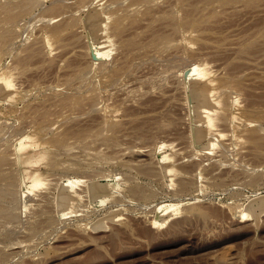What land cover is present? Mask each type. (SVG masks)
<instances>
[{
  "label": "rangeland",
  "instance_id": "obj_1",
  "mask_svg": "<svg viewBox=\"0 0 264 264\" xmlns=\"http://www.w3.org/2000/svg\"><path fill=\"white\" fill-rule=\"evenodd\" d=\"M15 1L6 2L40 4ZM42 1L31 11L24 4L11 6L26 11L20 16L25 21L15 15L14 23L9 3L0 2L4 12L9 9L8 13L0 9L3 19L11 12L9 21L0 19V25L14 24L8 31L18 30L11 36L1 27L2 38L19 33L13 37L16 43L11 37L7 39L11 42L0 38V73H13L16 88L15 96L0 102V126L11 130L1 126L5 138L0 135L14 145L7 149L9 141L0 139L5 142L0 148L6 146L0 157L7 150L6 154H14L11 162L15 156L17 165L7 169L20 178L25 168L15 150L20 137L33 135L40 150L47 152L40 166L44 184L15 204L20 218L7 224L0 215L4 256L0 264H264V0H121L115 1L119 6L114 20H110L111 12H116L114 0L108 9L109 0H86L93 2L90 6L84 0H63L72 4L64 5L65 12L66 3H60L56 14L50 9L61 0ZM94 1L110 16L98 34L100 40L107 37L110 51L99 59L91 54L83 21ZM78 3L84 11L76 9ZM48 21L52 26H46ZM15 53L20 54L18 62ZM195 62L204 68L206 78L214 80L216 94V89L226 92L232 87L229 95L214 96L226 102L228 121L218 119L219 99L212 108L217 112L207 111L208 122L193 115L195 99L186 88L184 67ZM221 80L228 86L218 83ZM23 110L27 115H20ZM205 123L216 135L211 147L193 135L195 128H206ZM87 130L113 141L106 137L98 141ZM64 144L70 147L64 150ZM162 150L171 162H162ZM68 177H79L73 192L80 198H74L70 209L61 206ZM134 179L147 195L132 191ZM161 203L174 206L156 224L155 209ZM245 209L250 218L244 216ZM40 210L52 212L43 215ZM63 211L68 213L62 217ZM34 221L36 227L31 228Z\"/></svg>",
  "mask_w": 264,
  "mask_h": 264
},
{
  "label": "bare ground",
  "instance_id": "obj_2",
  "mask_svg": "<svg viewBox=\"0 0 264 264\" xmlns=\"http://www.w3.org/2000/svg\"><path fill=\"white\" fill-rule=\"evenodd\" d=\"M2 0H0V2H1ZM5 1V4H8L6 1H8V0H4ZM12 1V0H11ZM15 1V0H14ZM25 1V0H24ZM42 1V0H41ZM40 0L38 1L37 0V2H40V4L43 2H41ZM45 1V0H44ZM54 1V0H53ZM71 1V0H70ZM81 1V0H80ZM83 1V0H82ZM93 1V0H92ZM113 1V0H112ZM112 1L111 0H109L108 2H109V6H106L107 7V9H108V7H112V5L114 4H112L111 6H110V4L112 3ZM115 1H121V0H114L113 2H115ZM145 3L146 2H148V1H146V0H143ZM142 1V2H143ZM15 2H18V1H15ZM12 3V4H17V3ZM20 2H21V0H20ZM29 2V4H27V5H33L34 3L32 2V4H30V1H28ZM28 2H26V3H28ZM35 2V1H34ZM55 2V1H54ZM57 2V1H56ZM72 2V1H71ZM84 2L85 3H83V4H85V6H88L89 4H91L92 5V3L90 2H87L86 3V0H84ZM111 2V3H110ZM117 2H115V5H114V10H116L115 8L117 7V6H119L118 4H119V2H118V4H116ZM144 2H143V4H144ZM151 2H155V0L154 1H152L151 0ZM26 3H23V2H21V3H18V5H15V6H20L19 4H26ZM59 3V7L58 6H54V5H52V9H54V8H56V9H58V8H60L61 9V4L60 3H66L65 1H63V0H61V2L59 1V2H57V3H55V4H58ZM73 3V2H72ZM72 3H70V4H72ZM89 3V4H88ZM97 3V2H96ZM100 3V2H99ZM98 3V4H99ZM148 3H150V2H148ZM152 3V4H153ZM157 3V2H156ZM11 4V2L8 4V5H6V6H9V8L12 6V8L13 7H15V6H13ZM37 4V3H36ZM34 5V7H36V6H39L40 4H37V5ZM43 4V3H42ZM54 4V3H53ZM67 5V3L66 4H63V7H62V11L64 10H67V9H65V7H64V5H67V7L66 8H68L69 6H71V5ZM94 4H95V1H94ZM98 4H95V5H93V6H91L89 9H88V11H87V13H86V15L83 17V21H84V23H85V26H86V28H87V30H88V37L90 38V41H91V44H90V46H91V54H93V56H95L97 59H99V58H103V57H105V56H107V54L109 53V51H110V49H108L107 48V42H108V40H107V42L105 41V39H107V37L104 39V40H100L99 39V37H101V36H98V34H99V32L102 30L101 29V27L103 26L102 24H103V22H105L107 19H108V17L107 16H109V15H107V16H105L104 15V13L102 12V11H105L106 10V7L104 8V9H101L100 8V6L98 5ZM121 4H122V2H121ZM152 4H150V5H152ZM0 5H1V3H0ZM24 5H22V6H24ZM27 5H25V8L26 7H28ZM80 5V3H78V4H76V9L77 8H79L78 6ZM82 5V4H81ZM117 5V6H116ZM145 5V4H144ZM148 5V4H147ZM147 5H145L146 7H147ZM3 6V5H2ZM2 6H0V9H1V7ZM30 6V7H31ZM40 6H42V5H40ZM61 6V7H60ZM83 6V5H82ZM84 6V8L86 9L87 7H85ZM90 6V5H89ZM153 6V5H152ZM30 7H28L26 10H28ZM34 7H31V8H33V10H34ZM44 7H45V5H44ZM148 7H151V6H148ZM4 8V7H3ZM2 8V9H3ZM12 8H10V11H14V9L12 10ZM18 8V7H17ZM16 8V9H17ZM20 8V7H19ZM23 8V7H22ZM37 8V7H36ZM50 8H51V6H50ZM113 8H110L109 10V12H111V9H113ZM1 9V10H2ZM15 9V10H16ZM21 9V8H20ZM20 9H18V10H16V11H14L13 13H12V16L11 17H9L11 14V12H9V16L6 14V18L7 17H9L10 18V21L12 20V17H15V15H18V16H16V18H19L20 16H22V13L24 14V16H25V12L26 11H23V12H21V10ZM24 9V8H23ZM38 9V8H37ZM45 9V8H44ZM49 8H47V10H48ZM52 9H50V11L51 12H53V11H55V9L54 10H52ZM0 10V11H1ZM7 10H9V9H5V12H4V10H2V12L3 13H8V11ZM30 11H31V9H29ZM32 10V11H33ZM41 10L43 11V7L41 8ZM46 10V11H47ZM59 10V9H58ZM70 10H72V9H70ZM79 10H81V8H79ZM82 10H83V8H82ZM81 10V11H82ZM19 11V13H17L16 14V12H18ZM30 11H27V13L29 12L30 13ZM38 11V10H37ZM42 11H40V12H42ZM69 11V10H68ZM76 11H78V10H76ZM84 11V10H83ZM21 12V13H20ZM66 12V11H65ZM79 12V14L81 13L80 11H78ZM78 12H74V13H76V15H77V13ZM108 12V13H109ZM115 12V11H114ZM112 13L111 12V17H110V20H114L115 18H117V16L118 15H114V17H112L113 16V14H116L118 11L116 10V12L115 13ZM3 13H1L0 12V17H2L3 15ZM28 13V14H29ZM48 14H50L49 12H47ZM54 13V12H53ZM57 12H55L54 14H56ZM58 13H60V11L58 12ZM61 13H63V12H61ZM60 13V14H61ZM69 14H71V15H74V14H72L71 12H68ZM47 14V15H48ZM54 14H52V16L54 15ZM60 14H57V16L58 15H60ZM64 14V13H63ZM27 15V14H26ZM34 15V14H33ZM32 15V16H33ZM35 15H37V13H35ZM41 15V14H40ZM42 15H43V13H42ZM44 15H46V13L44 12ZM71 15H69L70 16V18H72L71 20H72V23H73V16H71ZM84 15V14H83ZM23 16V17H24ZM31 16V17H32ZM48 16H50V15H48ZM57 16H53V18L54 17H57ZM78 16H80V15H78ZM5 17V14H4V16L2 17V18H0V19H3ZM31 17L29 18V19H31ZM36 16H34L33 18H32V20H34V19H36L35 18ZM42 17H47V16H42ZM63 17V16H62ZM61 17V18H62ZM75 17H77V16H75ZM5 18V19H6ZM16 18H13V19H15L16 20ZM21 18L22 17H20V21H25V20H23V18H22V20H21ZM40 18H41V16H40ZM60 18V17H59ZM60 18V20H63V19H65V16H64V18L63 19H61ZM79 18V17H78ZM78 18H74V20L75 19H78ZM82 18V17H81ZM113 18V19H112ZM5 19H3V20H5ZM43 19V22H45L44 21V18H42ZM47 19V18H46ZM56 19V21H57V18H55ZM19 20H16V21H19ZM28 20V19H27ZM36 20H38V18L36 19ZM50 20V19H49ZM66 20V19H65ZM80 19H78V23L80 22L79 21ZM9 20H8V18H7V20H6V22H8ZM29 21H31V20H29ZM39 21H41V20H39ZM50 21H52V20H50ZM54 21V20H53ZM75 21H77V20H75ZM74 21V22H75ZM82 21V20H81ZM1 22H3V21H0V24H1ZM12 22H13V20H12ZM34 22H35V20H34ZM37 22L38 21H36L35 22V24H37ZM43 22L42 23H40L41 25H43V26H45L44 24H43ZM58 22V21H57ZM57 22H55V24L57 23ZM14 23V22H13ZM47 23V24H46ZM45 24H46V26H48V24L50 23L49 21L48 22H46ZM81 23V22H80ZM11 23H9V25H10ZM18 24H19V22H18ZM24 24V23H23ZM27 24V23H26ZM34 24V25H35ZM51 24V23H50ZM74 24V23H73ZM3 25H4V23H3ZM7 25V24H6ZM6 25H5V27H6ZM12 25H14V24H11L10 26L12 27ZM15 25H16V23H15ZM33 25V26H34ZM9 26V27H10ZM36 26V25H35ZM50 26H52V24L50 25ZM50 26L49 27H46V28H50ZM73 26H75V25H73ZM1 27H2V30L3 29H6L7 31L8 30H10V28L9 27H7V28H5V27H3V26H1L0 25V33H1ZM19 27H21L20 25H19ZM24 27V26H23ZM84 27V26H83ZM53 29L54 30H56L55 29V27H54V22H53V27L52 28H50V30H52L53 31ZM80 29V28H79ZM83 29V28H82ZM101 29V30H100ZM12 30L15 32V30H17V28L15 27V30L12 28ZM5 31V30H4ZM81 31V30H80ZM103 31V30H102ZM8 32H10L9 34H11V33H13L14 34V32H12V31H8ZM17 32H18V30H17ZM77 32H79V31H77ZM104 32V31H103ZM116 32H118V30L116 31ZM6 33V32H5ZM9 34H8V36H9ZM19 34V33H18ZM18 34L16 33L13 37H17L18 36ZM102 34V33H101ZM100 34V35H101ZM104 34V33H103ZM17 35V36H16ZM117 35V34H116ZM0 38L1 39H3L2 38V35L0 34ZM4 37H5V35H3ZM7 36V35H6ZM11 36H12V34H11ZM11 36H9V37H11ZM22 36V35H21ZM97 36H98V38H97ZM9 37H7L5 40H7V39H13V40H11V41H13V42H11L10 40H7V41H9V42H11V43H16V38H13V37H11V38H9ZM19 37V36H18ZM17 37V38H18ZM103 38H104V36H102ZM1 39H0V42H1ZM3 39V40H4ZM121 39V38H120ZM166 39V38H165ZM19 40V39H18ZM7 41H3L4 43H7ZM88 41V40H87ZM86 41V42H87ZM89 41V42H90ZM121 41V40H120ZM123 41V40H122ZM159 41V40H158ZM164 41H168L167 39L166 40H164ZM127 42V41H126ZM126 42H125V44H126ZM2 43V42H1ZM123 43V42H122ZM122 43H120L118 46H120ZM162 43V42H161ZM168 43V42H167ZM106 44V45H105ZM163 44V43H162ZM2 45H3V43H2ZM2 45L0 44V48L2 47ZM11 46H12V44H10ZM16 45V44H15ZM15 45H13L12 47L13 48H15L14 46ZM117 45V44H116ZM126 45H128V44H126ZM165 45H167V44H165ZM164 45V46H165ZM23 46V45H22ZM163 46V47H164ZM5 47H7L6 46V44H5ZM8 47H10V46H8ZM7 47V48H8ZM121 47H125L126 49H127V47L126 46H122L121 45ZM121 47H118V50H119V48H120V50H123V48L121 49ZM20 48V47H19ZM124 48V49H125ZM20 49H22V48H20ZM20 49H18L19 51H20ZM125 49V50H126ZM16 51V52H19V51ZM124 50V53L123 54H125V51ZM4 52V51H3ZM10 51L8 50V53H9ZM14 52V51H13ZM18 55H20V54H18ZM16 53H15V56L14 57H16L17 58V56H18ZM11 56L12 55H10V58H11ZM117 57V56H116ZM19 58V57H18ZM18 58L16 59L17 60V62L19 61L18 60ZM115 58V57H114ZM113 58V59H114ZM122 58V57H121ZM15 59V58H14ZM120 59V58H119ZM12 60H13V58H12ZM176 61H177V59H175ZM119 61V60H118ZM176 61H174V62H176ZM11 63H12V61H10ZM13 62H14V60H13ZM17 62H15V63H17ZM116 63V62H115ZM193 63V62H192ZM192 63H189V64H187V65H189V66H187V67H184V68H186V71H185V77H186V79H187V82H186V88L187 89H190V92H191V97H192V99H195V103L192 105V112H193V115L195 116V117H197L199 120H201V121H204V122H208V120H209V116H207V114H210V113H208L207 111H209L210 109H212L214 106H216V104H217V100L219 99L218 98V96L215 98L214 96H216V95H219L220 96V94L221 93H227L228 92V90L230 89V88H232V87H229L228 85H226L227 83L226 82H224V83H226V84H224L223 83V81L221 80L220 82H218V83H222V84H224V85H226V86H228V90L225 92V89H224V86H222L223 88L222 89H224V91L223 92H221V88L219 89V91H220V93H219V91L216 89V91L219 93H215L214 92V89L216 88V87H214V85L212 86V84H214L215 82H214V80H212V79H208V78H206L205 77V71H204V68L203 67H201L200 65H198V64H196V62H195V64H192ZM18 64V63H17ZM16 65V64H15ZM7 65H5V67H6ZM9 66H10V64H9ZM186 66V65H185ZM17 67H18V65H17ZM184 68H182L183 70H184ZM18 69V68H17ZM9 70V69H8ZM10 71V70H9ZM88 73V72H87ZM83 74V75H86L85 76V78L88 76V74ZM11 74V73H10ZM9 73H8V71H3L2 73H0V102L6 97V99L7 98H10V97H13V96H15L16 95V88H15V83H14V81H13V79H14V77H12V75H13V73H12V75H10ZM82 77V76H81ZM83 78H84V76H83ZM232 78V77H231ZM233 78H235V76L233 77ZM232 78V80H234ZM221 79V78H220ZM219 79V80H220ZM238 79V78H237ZM243 80V79H242ZM186 81V80H185ZM237 81V80H236ZM241 81V80H240ZM239 81V82H240ZM217 82V81H216ZM229 82V81H228ZM221 84V85H222ZM230 84H232V82L231 83H229V85ZM235 85H237L238 86V83L237 84H234V86ZM239 85H241V84H239ZM212 86V87H211ZM231 86V85H230ZM237 86H235V87H237ZM16 87H17V84H16ZM24 87V86H23ZM213 87H214V89H213ZM221 87V86H220ZM241 87V86H240ZM239 87V88H240ZM19 88V87H18ZM22 88V87H21ZM184 88V87H183ZM22 89H24V88H22ZM236 90V89H235ZM185 91V90H184ZM234 91V90H233ZM239 91H241V88H240V90ZM32 92H34V91H32ZM189 92V93H190ZM214 93H215V95H214ZM230 93V92H229ZM235 93V92H234ZM239 93V92H238ZM28 94H30V93H27L26 95H28ZM32 94V93H31ZM228 94V93H227ZM231 94V93H230ZM190 95V94H189ZM223 95V94H222ZM229 95V94H228ZM29 96V95H28ZM231 96V95H230ZM223 97H225V96H223ZM26 98H29V97H25V99L24 100H26ZM220 98H221V96H220ZM225 99V101H226V97L224 98ZM229 99V98H228ZM23 100V101H24ZM186 100V99H185ZM220 100V99H219ZM222 100V99H221ZM220 100V101H221ZM236 100V99H235ZM187 101V100H186ZM231 101V100H230ZM237 101V100H236ZM236 101H234V102H236ZM239 101V100H238ZM228 102V101H227ZM30 103V102H29ZM238 103V102H237ZM239 104V103H238ZM228 105L230 106V103H228ZM186 106V105H185ZM226 107H228L227 106V104H226V102H224V101H221L220 102V105H219V112L220 113H218V119H220V120H222V121H220V122H223V121H228L229 120V114L225 111V108ZM23 109V108H22ZM213 111H216L217 112V110H215V109H212ZM226 110H228L229 111V109H226ZM25 110H23V112H21L20 113V115L22 116V115H27V113L26 114H24L25 112H24ZM231 111V110H230ZM229 111V112H230ZM17 113H19V112H17ZM23 113V114H22ZM216 114V118H217V113H215ZM19 115V114H18ZM21 116H19V118L21 117ZM31 119H33L31 116H29ZM29 117H28V119H29ZM23 119V118H22ZM27 118H25V120H28ZM30 119V120H31ZM235 119V118H234ZM264 119V118H263ZM262 119V120H263ZM2 120V119H1ZM20 120V119H19ZM18 120V121H19ZM30 120L29 121H25V122H30ZM4 121V120H3ZM11 121V120H10ZM21 122L23 123V120H21ZM224 122V123H225ZM5 123H8V122H5ZM197 123H199V122H197ZM196 123V124H197ZM202 123V122H201ZM233 123V122H232ZM23 124H25V123H23ZM45 125H47V126H49L48 124H46V123H44ZM212 124H213V121H212ZM5 125V124H4ZM2 126V127H4V129L6 128V126ZM7 125V124H6ZM13 125V124H12ZM18 125V124H17ZM22 125V124H21ZM202 125H203V123H202ZM206 123H205V127H206ZM209 125V124H208ZM0 126V127H1ZM23 126V125H22ZM26 126V125H25ZM213 126V125H212ZM12 127V126H11ZM10 127V128H11ZM17 127V126H16ZM211 126H208V128L206 127V128H200V129H198V128H195L193 131V135H194V137L196 138L195 140L198 142V143H201L202 142V140L203 139H205V140H207V145L209 146V147H211V146H213L214 145V138H215V136L216 135H212V133H214L213 131H212V129L210 128ZM209 128L211 129V131L209 130ZM2 130V129H0L1 131H3L2 133H1V131H0V134L1 135H3V138H5V130ZM7 129V131H11V130H8V128H6ZM12 129V128H11ZM16 128H14L13 130H15ZM47 129H49V128H47ZM46 129V130H47ZM23 131H24V129H22ZM45 130V131H46ZM93 130V129H92ZM87 131H90V133H92L91 132V130H87ZM87 131H85V132H87ZM94 131L96 132L97 130H95L94 129ZM14 132V131H13ZM12 132V134H14ZM47 132V131H46ZM99 132V131H98ZM101 132V131H100ZM212 132V133H211ZM7 133H9V132H6V137H8L9 136V138H12L10 135H8ZM21 133V132H20ZM22 133H24V132H22ZM102 133V132H101ZM216 133H217V131H216ZM88 133H85V135H87ZM98 133H96V135H97ZM211 134V135H210ZM1 135H0V139H3V138H1ZM23 135V134H22ZM88 135H90V134H88ZM94 136V132L91 134V136ZM95 135V136H96ZM99 135V134H98ZM104 135V134H103ZM32 136L33 135H31V134H24L22 137H20V139H18V141H16L17 143H15V150H16V152L18 153V155L19 156H22V158H23V162H24V164H25V168H24V171L22 172V174H21V176H20V178H19V176L17 177V175H15V174H13L11 171H13L12 169H7V166L8 167H14L13 165H17L16 163H17V159H14V158H16L15 156H14V158H13V160H15V163L13 164L12 162H11V156L12 155H14V154H12V155H9V154H6L5 152H7V151H10V150H7V149H9L8 148V145L9 144H11L10 143V141H11V139L9 140V139H3L2 141H9L6 145H7V151H4V153L3 154H5V155H3L2 157H0V215L2 216H0L1 218H3V216H4V218L6 217V219L4 220H2V219H0V220H2V221H5V222H7V224H8V221H10V223L11 222H13V221H15V220H17V219H19L20 218V216H21V214L20 213H22L21 211H20V213H18L17 212V209L15 208V204H17L18 202V204H21V201H23L22 200V196L23 195H25V194H27V193H29V192H31V191H33L34 192V190H36V189H38V188H40L43 184H44V177L43 176H45V175H43V174H45V172H42L41 171V169H40V166H41V164L43 163V161L44 160H46V154H47V152L46 151H41L40 150V144H38L39 142H37L36 140H34L33 138H32ZM94 136V138L96 139V138H98L99 137V139L101 140L102 138H100V137H103L102 135L101 136H98V137H95ZM104 137H106V136H104ZM103 137V138H104ZM15 138V137H14ZM19 138V137H18ZM99 139H96V140H98L99 141ZM58 140V139H57ZM56 140V141H57ZM62 140V139H61ZM103 140V139H102ZM105 140H107V142H112L113 140H111V141H108V138L106 137L105 138ZM62 141H64V140H62ZM61 141V142H62ZM4 142V143H5ZM12 142V141H11ZM61 142H59V144H61ZM66 142H67V140H66ZM3 142H1L0 141V144H4ZM56 143H58V142H56ZM5 145V144H4ZM4 145H1V147H3L4 149H5V147H4ZM62 145V144H61ZM65 146H62L63 148L62 149H64L65 147H67L68 146V144H64ZM11 146H14V145H12L11 144ZM59 146V145H58ZM224 146V145H223ZM61 147V146H60ZM68 147H70V146H68ZM197 147V146H196ZM3 148H0V150H1V152H2V150H3ZM11 149L12 148H14V147H10ZM223 148V147H222ZM224 148H225V146H224ZM68 150H69V148H67ZM71 149V148H70ZM161 149H163V147L161 148ZM165 149V148H164ZM221 149V148H220ZM65 150V149H64ZM159 151V150H158ZM164 151H166V150H164ZM11 153V152H10ZM15 153V152H14ZM160 153V156H161V159H162V162H168V161H170V159H169V157L167 156V154L165 153V152H163V150L162 151H160L159 152ZM103 154V153H102ZM102 154H100V155H102ZM99 156V155H98ZM102 158V157H101ZM104 158H105V154H104ZM106 160V159H105ZM12 163V165H8L9 163ZM14 162V161H13ZM171 162V161H170ZM99 164V163H98ZM93 165H94V163H93ZM95 166V165H94ZM146 166V165H145ZM74 167H76V166H74ZM150 167V166H149ZM148 167V168H149ZM73 168V167H72ZM141 168V167H140ZM139 168V169H140ZM147 168V169H148ZM14 169V168H13ZM18 169V168H17ZM17 169H15V170H17ZM71 169V168H70ZM183 169H184V167H183ZM183 169H179V170H183ZM143 170V169H142ZM145 170V169H144ZM143 170V171H144ZM186 170H188V172L190 173V171L189 170H191V169H186ZM183 171V172H185V174H184V176H186V172L187 171ZM18 171V170H17ZM191 171H193V170H191ZM198 171V170H197ZM148 172V171H147ZM169 172V171H168ZM181 172V171H180ZM183 172L182 173H180V176L181 175H183ZM194 172V171H193ZM144 173H146V171H144ZM149 173H151V172H149ZM17 174H19L18 172H17ZM191 174V173H190ZM194 174V173H193ZM193 174H191V175H193ZM110 175V174H109ZM144 175V174H143ZM190 175V176H191ZM132 176V175H131ZM130 176V177H131ZM179 176V177H180ZM184 176H183V178H184ZM128 177V176H127ZM16 178H17V180H16ZM69 178V177H68ZM76 178H78V179H73V177L72 178H69L68 180H67V182L65 183V185H63V188H64V190L63 191H65V192H63L62 193V199L64 200V202H62L61 203V206H65V207H69L70 205H71V202L74 200V198H75V200H76V198H77V196H79V198H80V195L77 193V195H76V192L74 193L73 191H76V189L74 190V187H75V185H78V184H76L77 182H78V180H79V177H76ZM181 178H182V176H181ZM180 178V179H181ZM129 179V178H128ZM127 179V180H128ZM130 179H133V177L132 178H130ZM188 179V178H187ZM212 179V178H211ZM81 181H82V179H80ZM181 180H183V179H181ZM17 181V182H16ZM130 181V180H129ZM134 181H135V179H134ZM188 181V180H187ZM131 182H132V180H131ZM136 182V181H135ZM134 182V184L133 185H135V184H138L137 182L135 183ZM180 182V181H179ZM182 182H184V183H187L186 181H182ZM16 183V184H15ZM181 183V182H180ZM179 183V184H180ZM184 183L182 184L184 187H180V188H184L185 189V185H184ZM216 183H219V182H216ZM188 184V183H187ZM187 184H186V186H187ZM213 184H214V182H213ZM191 185V184H190ZM215 185V184H214ZM217 185V184H216ZM215 185V186H216ZM219 185V184H218ZM15 186V189L13 188ZM16 186H18V187H16ZM143 186V185H142ZM181 186V185H180ZM132 187H135V188H132ZM141 187V186H140ZM144 187V186H143ZM217 187V186H216ZM16 188H18V189H16ZM187 188V187H186ZM131 189H133L132 191L133 192H135V194H138V195H142V194H144V195H147L146 194V192L143 190V189H141V188H138V186L137 185H135V186H131ZM184 189L182 190V189H180L182 192L184 191ZM96 191V190H95ZM144 191V192H143ZM23 193V194H22ZM28 195V194H27ZM27 195H25V196H27ZM144 195H143V197H144ZM25 196H24V198H25ZM28 197V196H27ZM107 195H106V197H104L102 200H101V202L102 201H104L105 199H107ZM55 201V200H54ZM51 202H53L52 200H51ZM49 203V202H48ZM42 205H45V204H42ZM60 205V204H59ZM159 206L157 207V209H155V210H157V216H156V219L154 220L155 222L154 223H156V224H158V222H159V220H160V218L161 217H164L165 218V215L169 212V210H171L172 208H173V206L174 205H172V204H165V203H161V204H158ZM25 206H26V204H25ZM54 207V206H53ZM18 208V207H17ZM38 208V207H37ZM42 208H46V206H41V209ZM62 208V207H61ZM16 209V210H15ZM69 209H70V207H69ZM68 209V210H69ZM20 210V209H19ZM18 210V211H19ZM39 210V209H38ZM35 211V210H34ZM38 212V211H37ZM40 212H42V214L43 215H45L46 214V212L49 214V212L51 213L52 211H50L49 210V212L46 210H40ZM39 212V213H40ZM39 213H36L37 215L39 214ZM66 213H68V212H64L63 211V213H62V217H63V215H65L66 216ZM40 215V214H39ZM60 215V214H59ZM36 216V215H35ZM41 216V215H40ZM49 216V215H48ZM116 216V215H115ZM115 216H114V214H113V216H111V218L112 219H116L115 218ZM244 216H247L248 218H250V216H251V212L248 210V211H246V209H245V215ZM41 217H43V216H41ZM60 217V216H59ZM62 217H60V218H62ZM30 218V217H29ZM53 218H55V216H53ZM52 218V219H53ZM59 218V219H60ZM37 219V218H36ZM43 219H45V218H43ZM56 219V218H55ZM58 219V220H59ZM63 219V218H62ZM21 220V219H20ZM39 220H41V219H39ZM2 221H0V224H1V222ZM19 221V220H18ZM60 221V220H59ZM106 221V220H105ZM164 221V220H163ZM52 222H55V221H52ZM45 223V222H44ZM17 224H18V222H17ZM33 224H35L34 226L36 227V222L34 221V222H32V225H30L31 226V228H32V226H33ZM2 225V224H1ZM1 225H0V227H1ZM4 226H5V224H3ZM12 225V224H11ZM10 225V226H11ZM13 226V225H12ZM42 225H39V227H41ZM106 226H108V225H106ZM29 227V226H28ZM39 227H37V228H39ZM6 228H7V226H6ZM30 228V227H29ZM30 228V229H31ZM42 228V227H41ZM81 228V227H80ZM1 229L2 228H0V231H1ZM36 229V228H35ZM82 229V228H81ZM37 230V229H36ZM35 230V231H36ZM42 230V229H41ZM31 231V230H30ZM12 232H14V231H12ZM32 232V231H31ZM43 231H41V233H42ZM3 234V233H2ZM40 234V233H39ZM38 234V235H39ZM13 235V234H12ZM115 235V234H114ZM13 237V236H12ZM11 239V238H10ZM9 239V240H10ZM13 239V238H12ZM13 247V246H12ZM3 248V247H2ZM3 251H6V250H3ZM2 257L4 258V256H3V253L1 252V250H0V259H2ZM1 261V260H0ZM3 261V260H2Z\"/></svg>",
  "mask_w": 264,
  "mask_h": 264
},
{
  "label": "water",
  "instance_id": "obj_3",
  "mask_svg": "<svg viewBox=\"0 0 264 264\" xmlns=\"http://www.w3.org/2000/svg\"><path fill=\"white\" fill-rule=\"evenodd\" d=\"M94 57V56H93ZM94 59H95V57H94Z\"/></svg>",
  "mask_w": 264,
  "mask_h": 264
}]
</instances>
